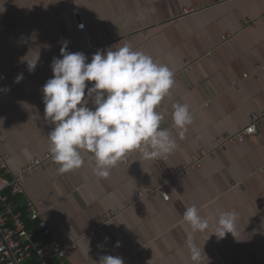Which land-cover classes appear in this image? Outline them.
Returning a JSON list of instances; mask_svg holds the SVG:
<instances>
[{
  "label": "crops",
  "instance_id": "crops-1",
  "mask_svg": "<svg viewBox=\"0 0 264 264\" xmlns=\"http://www.w3.org/2000/svg\"><path fill=\"white\" fill-rule=\"evenodd\" d=\"M3 6L0 76L7 77L0 78V154L12 173L49 151L54 125L44 118L41 89L52 78V62L42 69L38 64L60 55L65 41L68 52L83 54L93 43L102 53L128 44L176 73L157 108L165 114L160 127L177 141L171 154L145 160L131 151L107 179L94 175L86 155L77 170L59 174L51 162L25 180L14 208L31 201L59 242L76 241L66 258L49 264H97L104 255L124 264H191L182 215L193 205L210 224L194 236L206 256L201 264H264V120L258 133L217 149L188 175H172L193 153L264 110V0H5ZM183 8L196 10L180 15ZM81 21L84 29H77ZM225 33L231 36L222 42ZM36 52L38 63L29 72L26 60ZM13 71L22 72L18 83ZM174 103L188 104L192 113L183 139L173 127ZM86 106L95 108L91 99ZM164 177L169 179L162 183ZM159 183L168 200L157 190L138 197ZM233 211L234 236L211 235L219 214ZM102 217L109 219L101 231L89 233ZM36 242L43 243L40 233Z\"/></svg>",
  "mask_w": 264,
  "mask_h": 264
},
{
  "label": "clouds",
  "instance_id": "clouds-1",
  "mask_svg": "<svg viewBox=\"0 0 264 264\" xmlns=\"http://www.w3.org/2000/svg\"><path fill=\"white\" fill-rule=\"evenodd\" d=\"M4 3L0 0V13L5 11ZM66 49L65 41L60 49L62 58L53 59L52 78L41 89L44 118L54 125L47 134L48 150L59 174L81 168L87 155L94 162V175L107 179L110 170L131 151L138 150L145 160H155L177 148L172 132L160 127L165 114L157 110L175 84L174 72L167 65L156 63L152 56L128 44L104 53L97 50L90 62L82 52ZM38 60L39 52L26 60L29 72L35 70ZM22 78L18 75L16 82ZM86 82L94 84L88 87ZM89 99L94 110L86 106ZM171 119L183 139L193 120L190 106L174 103ZM237 219L234 211L220 213L210 234L217 239L228 233L234 236ZM182 222L189 228L185 246L191 264H201L202 256H206L194 236L208 231L209 220L193 205L184 211ZM97 264L124 261L119 256L104 255Z\"/></svg>",
  "mask_w": 264,
  "mask_h": 264
},
{
  "label": "built area",
  "instance_id": "built-area-1",
  "mask_svg": "<svg viewBox=\"0 0 264 264\" xmlns=\"http://www.w3.org/2000/svg\"><path fill=\"white\" fill-rule=\"evenodd\" d=\"M195 8H183L180 15L194 12ZM83 25V27H79ZM77 29H84V22L81 21L77 25ZM231 34L225 33L221 36L222 42H225ZM100 43L90 44L84 49V55L95 53ZM54 58H62L60 55H50L40 60L38 67L42 69L45 65L51 63ZM264 69V67H263ZM22 72L13 71L12 77L16 79ZM1 75L0 78H6ZM176 73H174V79ZM264 120V110L259 113H251L250 121L246 125H240L233 133H225L218 136L212 141V145L207 149H200L191 155L188 162L181 164L180 168L172 173V175H188L191 171L197 169L203 158L212 155L217 149L227 144H238L243 142L248 136L258 133L262 121ZM123 161H127L128 157H124ZM53 162L51 155L46 152L42 157H35L15 173L10 172L5 160V156L0 154V264H29L26 260L34 256V264H49L54 258H66V251L76 247V241L61 243L59 242L43 220V213L37 209L31 201H27L22 209H15L14 198L24 193L23 184L28 176L38 169L40 166ZM169 177H164L162 183L167 182ZM159 191L164 200H168L169 195L162 188L161 183L145 188L139 192L138 197H142L152 191ZM8 191V193H6ZM112 212L110 215H115ZM109 219L102 217L97 221L94 229L89 233L101 231V225ZM26 220L36 221L40 230L42 244L36 242V233L34 230L26 226ZM66 264H73L68 261Z\"/></svg>",
  "mask_w": 264,
  "mask_h": 264
},
{
  "label": "trees",
  "instance_id": "trees-1",
  "mask_svg": "<svg viewBox=\"0 0 264 264\" xmlns=\"http://www.w3.org/2000/svg\"><path fill=\"white\" fill-rule=\"evenodd\" d=\"M26 226L30 229H33L36 233V237L38 236V233H40L39 228L37 227V222L36 221H29L26 220Z\"/></svg>",
  "mask_w": 264,
  "mask_h": 264
}]
</instances>
